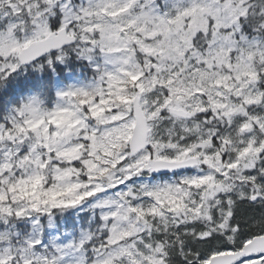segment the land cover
Segmentation results:
<instances>
[{"label":"snow or ice","instance_id":"1","mask_svg":"<svg viewBox=\"0 0 264 264\" xmlns=\"http://www.w3.org/2000/svg\"><path fill=\"white\" fill-rule=\"evenodd\" d=\"M0 264H264V0H0Z\"/></svg>","mask_w":264,"mask_h":264}]
</instances>
